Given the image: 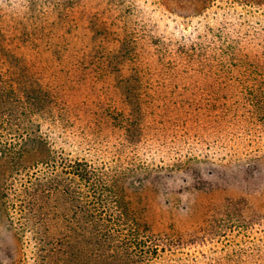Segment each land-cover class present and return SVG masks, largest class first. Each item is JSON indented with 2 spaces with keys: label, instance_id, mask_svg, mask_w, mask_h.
I'll return each instance as SVG.
<instances>
[{
  "label": "rangeland",
  "instance_id": "1",
  "mask_svg": "<svg viewBox=\"0 0 264 264\" xmlns=\"http://www.w3.org/2000/svg\"><path fill=\"white\" fill-rule=\"evenodd\" d=\"M205 2L0 0V116L14 118L3 138L36 127L45 138L22 145L17 162L43 168L63 152L108 176L140 170L122 184L148 229V252L133 255L138 248L97 233L94 211L61 192L25 211L5 191L14 161L0 157V264H264V120L247 82L193 85L161 68L157 47L130 41L136 23L151 39L157 23L180 35L208 20L206 66L255 65L264 81V27L251 24L264 0ZM239 22L255 28L241 34ZM35 93L51 102L45 114L31 111Z\"/></svg>",
  "mask_w": 264,
  "mask_h": 264
},
{
  "label": "trees",
  "instance_id": "2",
  "mask_svg": "<svg viewBox=\"0 0 264 264\" xmlns=\"http://www.w3.org/2000/svg\"><path fill=\"white\" fill-rule=\"evenodd\" d=\"M195 1L199 6L201 5L204 8L205 5H207L205 0ZM256 12L259 15L255 20H252L253 23L251 24L264 27V18H262L264 15H260V13L262 14L263 12H259L258 10ZM222 19L227 21V18ZM204 22L205 26L203 29L198 27V31L195 34L193 32L186 34L182 31L180 35L165 32L157 23L156 34L155 32L151 34V39L147 38L149 36L144 33V24L136 23L132 28L131 36H133V38H131L130 41L135 43L134 45L144 42L154 50L157 47V61L161 68H164L165 71L173 77L185 78L192 82L193 85H203L213 80L215 81V79L218 80L221 77L233 78L235 76L236 79H239V77L244 78L243 80L247 83L242 85V91L248 94L245 96L246 94L242 93L245 98L251 96L250 98L252 99V95L255 97V101H252L251 104V111L254 108L257 115L259 114L258 119L264 120V81L259 78L261 74L260 69L251 64L249 66L239 65V67L235 68L222 67L218 68V71L206 66L212 61V54L204 53V51H206V41L204 38L212 41V37L208 36L205 32L207 26L209 27L208 29H211L208 23L209 21L206 20ZM217 23L221 25L218 20ZM245 23L246 22H239V33L241 32V34L245 33V28H251L248 31H252V29L254 30L255 28L254 26L247 27ZM220 29L221 33L228 37L226 35V30L222 27ZM261 29L260 27L259 30ZM255 33L258 34L257 29ZM194 54L196 56L201 55L204 60L202 62L196 61L191 56ZM222 57H224V59L228 57L233 58L234 54H225ZM181 67L183 68L181 69ZM256 79L260 80L258 82L260 86L257 89H253L255 91L249 92L252 91V89L248 82ZM4 84L0 76V91L2 87L4 88ZM201 92H203V96L209 95L208 92H204V90ZM5 93L7 94L6 90ZM31 105L33 106V108L31 107L32 109L30 108L31 111L34 110L33 115L45 114L46 109H51V102L44 98V96H38L36 93L34 94ZM23 111L25 110L23 109ZM126 115L131 119V114L127 113ZM32 117L33 116H30L31 125H44L43 122H40L35 116L33 122ZM13 122L14 118L7 116L4 118L0 116V157L5 160L14 161V166H11L12 179L8 184L10 187L8 188L7 185L5 191L13 187L14 193L17 196L18 205L23 210H36L35 204L39 202L40 198L51 196L54 191L61 192L65 194L68 199H76L82 207V211L84 208L87 211L90 209L94 211V217H96V220L100 223L96 228L97 233H105L109 238H113L117 242L128 244L130 249L131 247L132 249L138 248L139 254L133 253V255H144V253L148 252L145 251L148 229L141 226L142 217L132 209V203L130 200H127L122 184L129 176H137L140 174V170L133 168H127V170L114 169L112 172L113 175L109 174L111 176H108L103 170L96 168L94 163L90 160L86 158H69V156H64L63 152L57 154L54 159L49 158V162L41 164L43 168H39L38 166L32 168L31 166H25L23 163L17 162L19 156L22 154L19 151L21 146L29 142L43 144L45 138L39 133L37 127L35 129L36 133L31 135L27 132L23 135L3 138V135L13 129ZM126 125L132 127L136 124L133 121L131 123L127 122ZM3 131H6V133ZM33 136L35 137L33 138ZM4 196H6V194H4ZM4 205L8 206L6 202H4ZM37 229L38 228H35L34 231L36 232ZM39 240L41 241V238H39Z\"/></svg>",
  "mask_w": 264,
  "mask_h": 264
}]
</instances>
